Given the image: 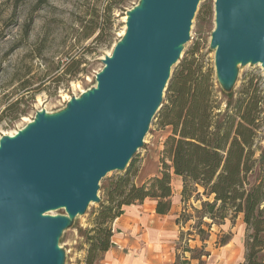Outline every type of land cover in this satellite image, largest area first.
I'll use <instances>...</instances> for the list:
<instances>
[{
	"label": "water",
	"instance_id": "1",
	"mask_svg": "<svg viewBox=\"0 0 264 264\" xmlns=\"http://www.w3.org/2000/svg\"><path fill=\"white\" fill-rule=\"evenodd\" d=\"M200 1L141 0L93 88L0 138V264L65 263L63 231L101 201V180L126 171L144 145ZM215 23L210 46L228 93L239 65L264 70V0H215Z\"/></svg>",
	"mask_w": 264,
	"mask_h": 264
},
{
	"label": "rangeland",
	"instance_id": "2",
	"mask_svg": "<svg viewBox=\"0 0 264 264\" xmlns=\"http://www.w3.org/2000/svg\"><path fill=\"white\" fill-rule=\"evenodd\" d=\"M140 1L124 0L116 4L114 17L106 23L108 15L105 12L110 0H0V138L26 126L38 111L56 113L72 97H79L93 88L96 74L104 66L102 59L112 52L116 42L125 34L124 17ZM215 24V0H201L192 20L191 39L184 46L182 58L192 48L197 49L206 66L212 68L217 88L221 91L220 98L225 102L226 92L223 93L216 77L215 50L210 46ZM91 28L96 31L95 35L101 28L104 30L97 44L93 42L95 35L90 39L85 36ZM72 59L78 60L80 72L71 77L61 70ZM178 64L173 66L172 74ZM250 80L253 82L251 90H255L261 110L255 144L257 161L253 172L248 175V181L255 184L264 183V70L261 65H239V75L233 89L236 96L245 82ZM166 96L167 88L161 108ZM24 110L26 113L23 116L13 119ZM159 111L150 123L144 145L133 157L139 169L134 178L136 183L143 176L140 177V171L155 165H160L162 169L161 152L171 129L159 123ZM124 172H109L100 182L98 194L101 201L92 202L86 213L73 219L63 231L59 245L66 253L64 264H85L88 249L86 234L92 226L94 213L106 198V187ZM172 185L176 187V178ZM203 192L204 189L199 186L198 191L191 194V206L201 208L203 201H212L213 197ZM189 212L193 214L192 218L183 229L180 227L178 233L179 254L197 255L205 245V251L211 254L210 257L203 256L206 264H246L247 243L251 241L254 230L244 222L242 213L234 216L232 211H228L225 220H216L218 223L212 224L211 228L202 225L205 233L200 234L199 222L202 220L193 208L189 207ZM54 213L63 214L65 210ZM204 220L212 222L208 218ZM226 237L232 238L231 245H219V240ZM188 247L194 250L184 254L183 249ZM102 259L98 264H102ZM195 264L200 263L195 261Z\"/></svg>",
	"mask_w": 264,
	"mask_h": 264
},
{
	"label": "trees",
	"instance_id": "3",
	"mask_svg": "<svg viewBox=\"0 0 264 264\" xmlns=\"http://www.w3.org/2000/svg\"><path fill=\"white\" fill-rule=\"evenodd\" d=\"M123 1L110 0L105 12L108 15L106 23L114 17L115 5ZM103 33L101 28L95 35L96 31L91 28L85 36L90 39L95 35L93 42L97 44ZM77 63V59H72L62 73L76 76L80 72ZM252 85V80L245 82L237 96L234 90L224 91V102L212 68L206 66L195 47L186 53L172 74L166 102L159 111V123L171 129L161 152V175L137 184L134 178L139 169L134 159L127 170L106 187V198L94 213L92 226L87 230L85 264H98L115 245L113 224L124 213L125 206L152 198L156 200L158 214L170 212L173 174L182 177L185 202L199 186L205 195L213 197L212 201H203L201 208L192 207L202 220L199 222L200 234L205 233L202 225L211 228L212 224L218 223L216 220H225L228 211L234 216L242 213L244 222L254 230L247 243L246 264H264L261 254L264 253V183L248 181L257 161L255 144L261 115L259 99L255 90H251ZM25 113V110L18 112L13 119ZM194 186L197 189L193 190ZM192 215L186 207L177 222L186 224ZM230 239H220L219 245L227 244ZM201 240L205 241V238L201 237ZM204 247L191 256L200 264L204 263L203 256L211 255ZM193 250L185 248V251ZM187 262L184 260L182 264Z\"/></svg>",
	"mask_w": 264,
	"mask_h": 264
},
{
	"label": "crops",
	"instance_id": "4",
	"mask_svg": "<svg viewBox=\"0 0 264 264\" xmlns=\"http://www.w3.org/2000/svg\"><path fill=\"white\" fill-rule=\"evenodd\" d=\"M159 175L160 165L146 168L140 171L142 178L137 184ZM175 178L172 208L168 214H158L156 200L152 198L146 199L143 203L124 207V213L113 224L115 233L112 239L115 245L104 254L102 264H182L184 260L188 261L185 264H195V261H199L191 256L179 254L181 248L178 247V233L180 227L183 229L188 223L180 224L177 218L186 207L189 211V207L193 206L190 205V201L185 202L182 198V177L173 174V180ZM231 239L221 246L229 247ZM183 252L188 253L184 249Z\"/></svg>",
	"mask_w": 264,
	"mask_h": 264
},
{
	"label": "bare ground",
	"instance_id": "5",
	"mask_svg": "<svg viewBox=\"0 0 264 264\" xmlns=\"http://www.w3.org/2000/svg\"><path fill=\"white\" fill-rule=\"evenodd\" d=\"M124 20L126 21L127 20V14H126V16L124 17ZM126 32V31H125ZM111 54V53H110ZM259 65H261V64H259ZM27 120V119H26ZM29 120V119H28ZM18 131H16V132H14V133H12V134H10L11 136L12 135H14L15 133H17ZM54 214V213H53Z\"/></svg>",
	"mask_w": 264,
	"mask_h": 264
}]
</instances>
